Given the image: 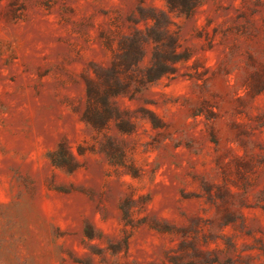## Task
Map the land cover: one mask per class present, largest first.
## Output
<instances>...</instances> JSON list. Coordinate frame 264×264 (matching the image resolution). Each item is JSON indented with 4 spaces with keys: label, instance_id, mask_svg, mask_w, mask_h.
I'll return each instance as SVG.
<instances>
[{
    "label": "rangeland",
    "instance_id": "obj_1",
    "mask_svg": "<svg viewBox=\"0 0 264 264\" xmlns=\"http://www.w3.org/2000/svg\"><path fill=\"white\" fill-rule=\"evenodd\" d=\"M0 264H264V0H0Z\"/></svg>",
    "mask_w": 264,
    "mask_h": 264
}]
</instances>
